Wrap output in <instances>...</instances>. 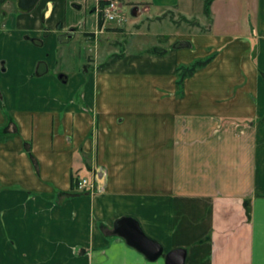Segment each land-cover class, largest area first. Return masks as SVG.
Listing matches in <instances>:
<instances>
[{"label":"crops","instance_id":"obj_1","mask_svg":"<svg viewBox=\"0 0 264 264\" xmlns=\"http://www.w3.org/2000/svg\"><path fill=\"white\" fill-rule=\"evenodd\" d=\"M17 1L0 10V264H165L176 249L184 264H264V0L244 15L239 0ZM109 1L189 32L113 51L127 21L100 26ZM76 39L94 55L63 49ZM196 50L215 57L177 97ZM92 172L76 195L72 175ZM125 218L156 261L115 234Z\"/></svg>","mask_w":264,"mask_h":264},{"label":"rangeland","instance_id":"obj_2","mask_svg":"<svg viewBox=\"0 0 264 264\" xmlns=\"http://www.w3.org/2000/svg\"><path fill=\"white\" fill-rule=\"evenodd\" d=\"M238 4H240L242 6V14L244 15V12L246 11L245 10V7L246 9L249 8L250 4H251V0H239ZM10 6V5H9ZM8 7V5H5V6H1V3H0V10H6ZM130 11H131V7H127L125 9V11H122V14L121 16H123L124 19H126L127 23L124 24V19L122 21V23L124 24V27L122 29V34L120 33L119 34V37H117V41L119 43H122L121 45H118L114 48H112L111 50H115L117 52H125V51H130V50H133L134 48H136L137 46H139L141 44L142 47L146 48V49H149L150 46L152 45V42H154L155 40V37L157 34H164L166 35L167 37L169 36H174L175 34H185V33H188L189 31H187V27L184 26V25H178L180 22H175V23H168L166 21H162V22H158L156 24H147V19H146V16H141V18H133L130 14ZM2 12V11H0ZM133 21H142V24L140 25V29H139V35L135 36L133 35V30L131 28H129V23L130 22H133ZM115 23V22H113ZM244 29V28H243ZM193 31V30H192ZM241 32L242 29H240ZM141 33V34H140ZM79 39H76L75 41H73L72 43H69V44H64L63 45V49H66V51L68 53H72V52H75V51H78V49H81L82 52L85 51L84 53H87L89 54L87 51L88 49H86V45L85 43H81V42H78ZM138 43L139 45L135 44ZM107 47V46H106ZM106 52H103L101 53L100 55H102L101 57H99V60H98V63L99 62H104L107 60L106 58ZM89 55H94L93 51L90 52ZM208 55H203L202 52H200L199 50H196L195 53H194V57L191 58V60L188 62V63H185L183 65H188L196 60H199V59H204L206 58ZM73 61L69 60V63H68V66H67V69H71L73 68ZM63 69V67H62ZM54 94L58 97V98H61V99H65L68 97V91L67 90H61L59 95H57L56 92H54ZM90 178V175L88 173L84 174V175H81L79 176L78 180L80 179H89ZM76 195H83L85 194L83 191H80V190H77L76 188L74 189L73 191Z\"/></svg>","mask_w":264,"mask_h":264},{"label":"water","instance_id":"obj_3","mask_svg":"<svg viewBox=\"0 0 264 264\" xmlns=\"http://www.w3.org/2000/svg\"><path fill=\"white\" fill-rule=\"evenodd\" d=\"M38 0H18L16 7L20 13H28L32 10ZM3 0H0V3ZM130 14L133 18L140 16L139 7L135 6L131 9ZM33 43L40 45V41L34 40ZM188 43H179L178 48L188 47ZM116 235L123 238L126 243L143 254L146 259L153 262L162 255L161 247L154 241L148 239L141 231L138 224L131 219H120L114 225ZM186 251L176 249L169 252L165 257V264H184Z\"/></svg>","mask_w":264,"mask_h":264},{"label":"trees","instance_id":"obj_4","mask_svg":"<svg viewBox=\"0 0 264 264\" xmlns=\"http://www.w3.org/2000/svg\"><path fill=\"white\" fill-rule=\"evenodd\" d=\"M213 0H206L205 2V6H206V11H207V7L210 5V3ZM107 4V2H102L101 3V8H103L105 5ZM99 23L100 26L103 23V18L102 15H99ZM156 51H154L155 53ZM157 54V53H155ZM118 57V56H117ZM215 55L211 54L209 56H207L204 59H199L196 60L188 65H180L177 67L176 69V95L177 97H181L183 95V86H184V81L193 76L197 71L205 68L213 59H214ZM78 175L75 176L74 174L72 175V183H71V190L74 191V189L76 188V183L78 182ZM85 194H88L87 192H85Z\"/></svg>","mask_w":264,"mask_h":264},{"label":"built area","instance_id":"obj_5","mask_svg":"<svg viewBox=\"0 0 264 264\" xmlns=\"http://www.w3.org/2000/svg\"><path fill=\"white\" fill-rule=\"evenodd\" d=\"M100 15H102L103 18V25L111 22L121 24L124 19L123 16H121L118 4L112 1L107 2L100 10ZM95 179V174L92 172L91 178L78 180L76 189L90 194L94 189Z\"/></svg>","mask_w":264,"mask_h":264}]
</instances>
